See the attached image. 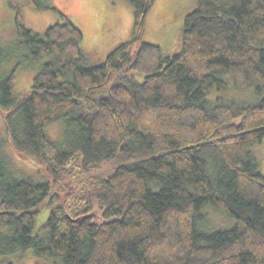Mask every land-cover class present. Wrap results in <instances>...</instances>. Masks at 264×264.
I'll return each mask as SVG.
<instances>
[{
	"label": "trees",
	"instance_id": "obj_1",
	"mask_svg": "<svg viewBox=\"0 0 264 264\" xmlns=\"http://www.w3.org/2000/svg\"><path fill=\"white\" fill-rule=\"evenodd\" d=\"M127 1L132 36L103 61L96 48L82 53L80 29L48 0H24L60 19L41 36L15 8L16 39L0 47V112L7 143L45 179L19 176L0 159V256L264 264V173L252 157L264 138V0H197L171 56L150 43L134 49L155 0ZM40 61L30 90L13 97L15 70ZM224 73L236 89L254 84L260 97L207 100L227 87ZM55 122L59 142L46 133ZM43 205L49 216L32 235ZM205 207L233 226L203 229Z\"/></svg>",
	"mask_w": 264,
	"mask_h": 264
},
{
	"label": "rangeland",
	"instance_id": "obj_2",
	"mask_svg": "<svg viewBox=\"0 0 264 264\" xmlns=\"http://www.w3.org/2000/svg\"><path fill=\"white\" fill-rule=\"evenodd\" d=\"M48 4L66 14L82 33L81 51L87 54L91 49L98 50V58L103 61L105 56L118 45L132 36L133 9L127 0H48ZM197 7V0H155L147 15L146 25L140 43H150L161 48L165 56H171L180 49V36L186 16ZM15 8L23 17V24L32 32L43 35L46 28L60 22L58 16L50 11H33L24 0H0V47H10L16 39L13 26ZM37 64L25 63L15 70L13 97L19 98L27 93L32 85L33 76L40 68ZM7 70L11 65L5 66ZM128 76L136 82H142L145 75L130 71ZM223 79L227 87L218 91L213 88L207 95V100L223 99L237 101H254L260 97L254 84L244 89H236L232 85L230 74L224 73ZM62 124L55 122L46 129L47 135L55 142L62 137ZM252 157L258 164L259 171L264 173V138L261 144L252 148ZM0 159H4L10 169L19 176L31 177L35 182H41L44 171L37 165L22 159L6 141L3 115L0 112ZM49 199L44 203L46 204ZM50 207L43 205L35 217L32 235L40 234L49 216ZM202 228L207 231L229 229L233 221L221 211L213 207H205L202 211ZM100 210L95 208L94 221H99ZM6 233V230L3 231ZM12 264H53L50 257L37 258L31 250L17 251L0 256V263Z\"/></svg>",
	"mask_w": 264,
	"mask_h": 264
},
{
	"label": "water",
	"instance_id": "obj_3",
	"mask_svg": "<svg viewBox=\"0 0 264 264\" xmlns=\"http://www.w3.org/2000/svg\"><path fill=\"white\" fill-rule=\"evenodd\" d=\"M75 221V220H74Z\"/></svg>",
	"mask_w": 264,
	"mask_h": 264
}]
</instances>
